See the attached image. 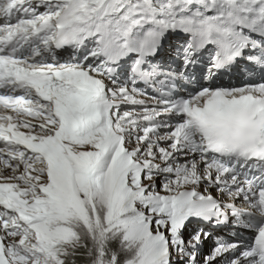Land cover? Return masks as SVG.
Masks as SVG:
<instances>
[{
    "label": "snow or ice",
    "instance_id": "1",
    "mask_svg": "<svg viewBox=\"0 0 264 264\" xmlns=\"http://www.w3.org/2000/svg\"><path fill=\"white\" fill-rule=\"evenodd\" d=\"M0 264H264V0H0Z\"/></svg>",
    "mask_w": 264,
    "mask_h": 264
},
{
    "label": "bare ground",
    "instance_id": "2",
    "mask_svg": "<svg viewBox=\"0 0 264 264\" xmlns=\"http://www.w3.org/2000/svg\"><path fill=\"white\" fill-rule=\"evenodd\" d=\"M245 235H247V233H245Z\"/></svg>",
    "mask_w": 264,
    "mask_h": 264
}]
</instances>
